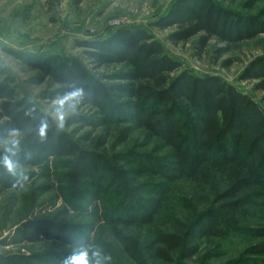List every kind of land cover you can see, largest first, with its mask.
Returning a JSON list of instances; mask_svg holds the SVG:
<instances>
[{
    "label": "trees",
    "instance_id": "obj_1",
    "mask_svg": "<svg viewBox=\"0 0 264 264\" xmlns=\"http://www.w3.org/2000/svg\"><path fill=\"white\" fill-rule=\"evenodd\" d=\"M242 4L234 10L217 0H176L155 26L174 27L168 36L174 44L198 37L199 54L212 39L237 46L264 35V0ZM75 44L86 62L2 46L37 71L36 83L54 87L48 99L73 88L84 94L76 105L83 112L60 128L35 102L18 97L0 64V199L21 192L31 211L46 202L54 209L21 221L11 240L50 250H0V264H66L82 251L95 252L98 222L134 264H264V107L220 76L181 70L145 28L118 27ZM89 66L116 70L102 80ZM239 79L264 89V55ZM75 125L85 130L77 139L64 128ZM13 130L20 144L10 152ZM6 158L27 179L10 175ZM36 178L41 182L33 187ZM183 182L194 185L187 196L177 194ZM225 244L242 248L227 256ZM101 245L113 259L99 258L101 264H126Z\"/></svg>",
    "mask_w": 264,
    "mask_h": 264
},
{
    "label": "rangeland",
    "instance_id": "obj_2",
    "mask_svg": "<svg viewBox=\"0 0 264 264\" xmlns=\"http://www.w3.org/2000/svg\"><path fill=\"white\" fill-rule=\"evenodd\" d=\"M176 0H83L82 4L75 8L73 0H0V64L5 66L12 78V84L16 88L19 98H27L35 102L46 114L50 115L58 124L55 101L48 99L54 87L48 82L38 84L34 81L37 71L31 69L23 61L16 59L13 55L2 49L8 46L30 52L57 53L67 57L81 58L82 48L76 47V40L81 38H96L107 36L118 27L145 28L149 30L157 40L165 47L166 52L182 64L183 69H188L196 75H217L227 82L237 86L242 92L252 96L264 107V89L257 87V81H241L239 76L246 66L255 57L264 55V35L253 41L228 46L217 39H212L208 48L201 54L195 46L198 37L188 42L174 44L168 39L174 27L162 29L155 26V22L173 7ZM224 6L234 10H242L243 0H217ZM225 49V52H218ZM93 76L106 80L116 68L103 67L93 69ZM82 109L75 107L74 110L67 109L64 124L76 113H82ZM72 137L77 139L85 130H78V126L64 127ZM87 130V129H86ZM11 140V137H10ZM34 169V168H33ZM32 169V170H33ZM41 182L35 179L31 186ZM194 185L183 182L177 189V194L187 196L192 192ZM54 195L52 191L50 195ZM21 192H6L0 199V250L6 253L37 254L50 250L49 244L37 243H12V233L21 221L40 215L39 212L54 210L50 203H43L35 210L24 207ZM58 201L56 207L62 206ZM41 208V209H40ZM47 208V209H46ZM173 212V211H172ZM47 214V213H46ZM174 214V213H172ZM95 236L98 237L96 244L103 260H109V248L101 244L110 245V251L121 257L122 255L114 248L118 245L112 235L110 228L103 222H98ZM227 256L238 254L241 246L232 248L225 244ZM223 247V248H224ZM211 252L221 250L210 248ZM92 258L91 250L87 251ZM97 258V257H96ZM126 264H134L126 261ZM113 260V259H110Z\"/></svg>",
    "mask_w": 264,
    "mask_h": 264
},
{
    "label": "clouds",
    "instance_id": "obj_3",
    "mask_svg": "<svg viewBox=\"0 0 264 264\" xmlns=\"http://www.w3.org/2000/svg\"><path fill=\"white\" fill-rule=\"evenodd\" d=\"M83 89L81 88H73L72 91L69 93L65 94L64 96L58 98L55 101L56 104V114H57V119H58V127L62 128L64 119H65V112L67 109H72L74 110L76 105L80 102V100L83 97ZM47 122L42 121L40 128H39V136L41 139L44 138L46 135V130H47ZM11 140H10V148L8 151H13L14 149L19 148L20 144V139H19V132L17 130H13L10 134ZM30 157V154H29ZM4 167L6 168L7 172L12 175V176H19L21 180L27 179L26 176L23 175V173H19L17 171V165L13 163L10 159H5L4 162ZM94 257H97L95 260L94 264H101V260L99 259L100 257V252L95 251L92 253ZM66 264H93V261L89 258L87 251H82L78 255H74L73 257L70 258L69 261H66Z\"/></svg>",
    "mask_w": 264,
    "mask_h": 264
}]
</instances>
